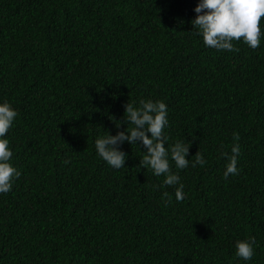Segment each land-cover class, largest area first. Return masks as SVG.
<instances>
[{
	"label": "trees",
	"instance_id": "16d2710c",
	"mask_svg": "<svg viewBox=\"0 0 264 264\" xmlns=\"http://www.w3.org/2000/svg\"><path fill=\"white\" fill-rule=\"evenodd\" d=\"M198 2L0 0V103L18 113L4 138L21 172L0 194V264H264V17L258 48L217 50L191 24ZM140 99L167 105L166 147L189 143L187 168L170 161L183 201L139 167V142L120 146L118 170L96 153Z\"/></svg>",
	"mask_w": 264,
	"mask_h": 264
},
{
	"label": "clouds",
	"instance_id": "9594fccd",
	"mask_svg": "<svg viewBox=\"0 0 264 264\" xmlns=\"http://www.w3.org/2000/svg\"><path fill=\"white\" fill-rule=\"evenodd\" d=\"M194 12L197 14L191 21L198 31L196 35L202 37L205 47L217 50L238 52L234 47V41H243L249 48L255 50L260 46L261 18L264 17V0H199ZM124 116L122 121L115 122L119 128L121 123L131 125L123 131H117L116 135L107 134L95 140L97 155L113 169L125 166L126 153L120 150V146L127 142L136 145L139 142L145 149L140 159L139 167L149 169L155 176H163L164 186H175V198L178 202L185 198L183 184L180 183L178 174L172 172V163L176 169L183 170L189 166V143L177 140L170 146H165L168 137L164 135V128L168 125L167 105L162 101L139 100V106L127 102L123 105ZM18 113L5 101L0 103V194H7L12 189L14 179L20 177L18 171L9 162L13 156L9 149L7 132L12 127ZM239 133H233V140H239ZM231 155L221 152L228 163L223 172V178L227 180L229 175H237V157L240 155L239 144L231 148ZM68 163V161H64ZM206 161L199 151L194 155L191 166H204ZM165 206L171 203L172 196L164 192ZM250 240H237L235 243V256L242 260H250L254 250Z\"/></svg>",
	"mask_w": 264,
	"mask_h": 264
}]
</instances>
